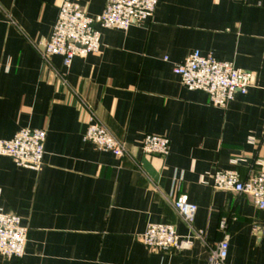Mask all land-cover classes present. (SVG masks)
Segmentation results:
<instances>
[{
    "label": "crops",
    "instance_id": "1",
    "mask_svg": "<svg viewBox=\"0 0 264 264\" xmlns=\"http://www.w3.org/2000/svg\"><path fill=\"white\" fill-rule=\"evenodd\" d=\"M65 1L91 18L107 0H0V140L47 133L40 171L0 160V211L29 230L22 259L0 264H208L223 239L227 264H264V210L217 191L212 175L264 170V0H159L154 17L129 30L100 26L98 55L70 67L39 48ZM194 52L252 72L255 86L227 109L185 88L174 73ZM100 124L125 144L122 160L85 142ZM169 140L166 157L142 151L145 136ZM197 208L190 228L173 202ZM227 220L226 233L220 231ZM172 226L188 251L151 250L140 238Z\"/></svg>",
    "mask_w": 264,
    "mask_h": 264
},
{
    "label": "built area",
    "instance_id": "2",
    "mask_svg": "<svg viewBox=\"0 0 264 264\" xmlns=\"http://www.w3.org/2000/svg\"><path fill=\"white\" fill-rule=\"evenodd\" d=\"M158 2L159 0H107L104 12L97 18H91L79 5L65 1L59 8L49 40L39 48L40 55L46 63L55 56L61 57L67 67L77 57L98 55L102 44L97 25L103 29L127 31L134 25L151 20ZM174 73L185 88L206 94L212 106L224 110L234 102L238 94L247 95L256 82L254 73L238 70L231 63L219 61L213 56H203L200 52H194L185 62L176 66ZM46 139L47 133L44 130L25 129L12 140H0V160L10 158L19 167L40 171L44 164ZM84 140L101 151L112 153L120 160L127 156L125 144L100 124L90 126ZM142 151L148 156L164 158L170 151L169 140L159 136H145ZM211 179L214 190L248 196L258 210H264V170L251 171L246 180H242L237 171H217ZM173 207L192 228L197 208L188 198H177ZM227 224V220H222V234L226 233ZM253 232L264 236V226L254 225ZM28 240L29 230L22 225L21 218L0 211V255L8 260L22 259ZM140 240L151 250L182 252L190 250L194 241H203V236L195 233L192 238H182L172 226L153 225ZM228 251L229 242L223 238L212 251L208 264H227Z\"/></svg>",
    "mask_w": 264,
    "mask_h": 264
}]
</instances>
